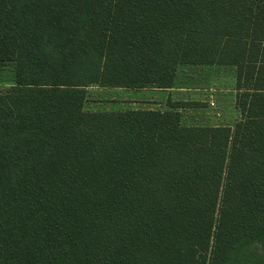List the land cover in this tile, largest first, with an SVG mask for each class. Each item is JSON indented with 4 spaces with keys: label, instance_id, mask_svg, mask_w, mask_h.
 Instances as JSON below:
<instances>
[{
    "label": "trees",
    "instance_id": "trees-1",
    "mask_svg": "<svg viewBox=\"0 0 264 264\" xmlns=\"http://www.w3.org/2000/svg\"><path fill=\"white\" fill-rule=\"evenodd\" d=\"M245 63L233 127L186 125L192 101L85 110ZM6 68L0 264H264V0H0Z\"/></svg>",
    "mask_w": 264,
    "mask_h": 264
},
{
    "label": "rangeland",
    "instance_id": "rangeland-1",
    "mask_svg": "<svg viewBox=\"0 0 264 264\" xmlns=\"http://www.w3.org/2000/svg\"><path fill=\"white\" fill-rule=\"evenodd\" d=\"M10 70V71H9ZM179 70V69H178ZM12 68H6L0 74V89L6 90L11 87L13 80ZM178 80L176 86L196 89L208 85L207 76L216 74L215 69L199 66H182L178 71ZM221 73V72H220ZM218 74H216V77ZM223 78V77H222ZM200 79L203 83L201 84ZM206 83V84H204ZM220 85V80L217 82ZM209 86V85H208ZM220 86H218L219 88ZM88 98L85 105L86 111H117L119 109H155L165 110L168 99L172 92H161L153 89H111L93 86L88 88ZM193 90H184L183 93L191 94ZM193 97V96H191ZM176 101V100H175ZM207 109L192 108L182 112L183 122L192 126H234L236 118L230 111L217 106H211L207 103ZM221 113L223 116H221ZM261 248V246H260Z\"/></svg>",
    "mask_w": 264,
    "mask_h": 264
},
{
    "label": "crops",
    "instance_id": "crops-1",
    "mask_svg": "<svg viewBox=\"0 0 264 264\" xmlns=\"http://www.w3.org/2000/svg\"><path fill=\"white\" fill-rule=\"evenodd\" d=\"M246 65L248 64L245 63V65L241 68H238L233 64L209 66L208 68L215 69V72L219 73H216L218 74L217 77L216 74H211V76L209 75L207 76V78H203L204 80L207 79L206 81H208L209 86L206 85L202 88L198 87L196 89H189L182 87L167 90H153H159L161 92H172L171 98H174V100L171 99L172 101H192L199 103L202 105V107L198 108L199 110L207 109V103H210L211 106L216 105L217 109L221 107L226 110V113L227 110L230 111L236 118H239V121L242 116L241 110L239 108L241 98H245L247 94L255 92L253 88V82L248 83L246 82L245 78H247V76L251 77L253 74L254 76H257V72L255 71H259V63L255 66L256 69L254 68L255 70H252V72H248L250 68H247ZM219 80L220 85L217 84ZM200 81H202V79H200ZM200 83L202 84L203 81ZM218 86L220 87L218 88ZM184 90H193L194 92H192L191 94H180V92H184ZM221 116H223L222 113ZM238 121H235L234 124H236Z\"/></svg>",
    "mask_w": 264,
    "mask_h": 264
}]
</instances>
